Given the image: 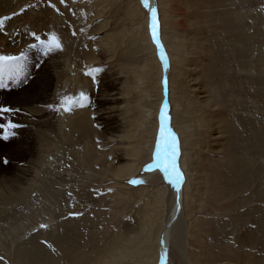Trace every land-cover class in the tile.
Wrapping results in <instances>:
<instances>
[{"label": "rangeland", "instance_id": "1", "mask_svg": "<svg viewBox=\"0 0 264 264\" xmlns=\"http://www.w3.org/2000/svg\"><path fill=\"white\" fill-rule=\"evenodd\" d=\"M138 2L0 0V18L8 17L0 27V55H24L18 69L0 77V108L7 96L26 87L24 77H32V72L40 71L36 90L46 92L44 70L53 69L52 54L60 62L52 73L58 79L48 92L51 104L42 114L17 117L12 109L11 123L17 125L13 132L6 127L10 119L0 121V174L15 173L0 177V193L12 184L18 196L0 206V264L157 263L164 217L160 210L168 190L161 173L149 177L153 172L146 166L151 164L150 141L156 135L160 73L153 43L138 37L146 34L150 15L144 7L142 17L134 13ZM229 2L224 9L218 0L160 2L161 35L171 59L172 127L178 131L189 126L187 141L193 146L185 169L191 180L184 205L187 254L170 248L173 264H264V240L263 246L252 249L240 241L247 229L264 233V0ZM167 27L177 30L175 51ZM33 33L42 40L55 33L62 50L45 55ZM96 68L103 73L87 74ZM100 85L109 90L106 100L120 99L101 114L93 103L102 99L96 97ZM81 92L88 100L82 108L79 103L71 107L84 109L78 119L64 111L61 102L65 96L78 99ZM179 109L191 123L179 125ZM101 117L113 120L112 131L109 127L105 133ZM25 168L29 182L20 183L16 169ZM129 177L144 182L134 185ZM25 188L30 192L24 196ZM246 210L251 211L246 215ZM249 254L256 259H248Z\"/></svg>", "mask_w": 264, "mask_h": 264}, {"label": "bare ground", "instance_id": "2", "mask_svg": "<svg viewBox=\"0 0 264 264\" xmlns=\"http://www.w3.org/2000/svg\"><path fill=\"white\" fill-rule=\"evenodd\" d=\"M128 1V0H127ZM139 2L138 3H136L135 4V7H132V9H134L135 8V10H134V13H138V15H141V17H142V15L144 14V12L142 11V8L141 7H144L143 6V4L141 3V0H138ZM172 1V0H171ZM174 1V0H173ZM211 2V3H213V4H215V0H207V2ZM219 1V3H220V5H219V7H221V8H227L229 5L228 4H230L231 5V3L229 2V0H218ZM4 2V1H3ZM6 2V1H5ZM10 2V1H9ZM160 2H161V0H149V3H150V6H152V7H155L156 9H157V16H158V23H159V38H160V41H161V44L163 45V48H164V51H165V54H166V57H167V60H168V67H167V69H165V67H164V64L162 63V61L160 60V56H159V53H158V51H157V49H156V47H155V44L152 42V40H151V37H150V32H149V29H148V24H149V20L147 19V17H146V23H145V30H146V34L145 35H139L138 37L142 40V41H144L145 40V42L146 43H148V40L149 41H151L152 43H153V48H154V51H155V57L157 56L158 57V61H157V70H159V73H160V98L159 99H161V101H160V103L158 104V112H157V122H156V124H155V132H156V135H154L155 137H153L154 139H153V141H150V151H151V163L153 162V153H154V149H155V142H156V137H157V133H158V129H159V110H160V108H161V105L163 104V103H167L168 104V115L170 116V121H169V125H170V127H171V129H172V131L175 133V135H176V137H177V139H178V148H179V155H178V167H179V169L182 171V173H183V176H184V180H183V183L181 184V186H180V190H179V192H177V190L172 186V185H170L168 182H167V180L164 178V175H163V173L159 170V169H150L149 171L150 172H153V174H151V175H149V177H153V176H155L158 172H160L161 173V175H162V177H163V179H164V181L166 182V187H167V192H165V194H164V199H163V201H162V204H163V206H162V208H164V212L163 211H161L160 210V212H162V214L164 215V217H162L161 218V220L160 221H162V225L160 226L161 227V229H160V232H159V234H158V237H157V245H156V243H155V245L157 246V253H158V255H159V258H158V261H157V263L156 264H173L172 263V260H171V258H170V256L169 255H171L170 254V248H175V249H178V251L179 252H183L184 254H185V247L187 248V224H186V219H185V215H184V205H185V199H186V193H185V190L187 189V187L189 186V183H190V178H189V181H187V177H186V171H185V169H187V166H188V160L190 159L189 158V156L191 157V155L190 154H192V151H193V146L187 141V139L188 138H190V127L189 126H185L184 124L185 123H191L190 122V120H189V118L188 117H186V113L185 112H182V110H180L179 109V114H178V121H179V125L180 126H185V129L183 130V129H180V127H179V129H178V131H176V130H174V128L172 127L173 126V123H172V118H171V115H170V109H171V106H170V104L168 103V101H169V96H168V94H169V92H170V80H169V77L171 76L170 75V72H171V59H170V56H169V52H168V50H169V47H168V45L166 44L167 42H165L166 41V39H165V37L164 36H162L161 35V19H162V17H161V11H160ZM236 1H234V3H235ZM263 3V2H262ZM170 4H173V3H169V5ZM236 4V3H235ZM235 4H233L234 5V7H235ZM7 5V4H6ZM2 7V6H1ZM237 7V6H236ZM240 7V6H239ZM238 7V8H239ZM145 8V7H144ZM164 8V7H163ZM241 8V7H240ZM147 10V9H146ZM230 9H228V12H230L229 11ZM226 11V10H225ZM1 12V11H0ZM165 13H166V11H165ZM241 13V12H240ZM168 14V13H167ZM169 15V14H168ZM163 16V15H162ZM164 18H167L166 16H165V14H164ZM170 18V17H169ZM225 22L226 23H229L230 22V19H226L225 20ZM173 23V22H172ZM175 24V23H174ZM171 25V24H170ZM174 27H179V23L177 22L176 24H175V26ZM167 29H169L170 30V33H172V35H171V37H170V40H171V48L175 51L178 47L176 46V41H177V33H175L177 30L175 29V28H171V27H167ZM245 32V31H244ZM259 34V33H258ZM249 36H251V35H249ZM259 36V35H258ZM168 39V38H167ZM258 39V38H257ZM248 42H250V41H248ZM100 44V43H99ZM166 44V45H165ZM248 44V43H247ZM167 46V47H166ZM246 46V45H245ZM150 48V47H149ZM168 48V49H167ZM243 51V50H242ZM54 56H56V54H52V59H51V63H49V64H51L52 65V67H53V69L52 70H44V74H45V78H46V80H45V78H44V80L46 81V82H48V85L47 86H45L44 87V89H45V91L46 92H43V93H39L37 90H36V85L39 83V76L41 75L40 74V71H35V73H33L32 72V77H30V76H28V75H26V73H25V77H24V79L26 80V83H27V85H26V87H24V88H22V89H20L21 91L19 92V93H14L13 95L14 96H12V97H9V96H7L8 97V100L6 99V105H5V107L4 108H9V109H13L14 110V115H16L17 117H22L23 115L25 116L26 114L29 116V117H31V115H34L35 113H39V114H42L41 112H42V108H44L45 107V105H47L49 102H51L52 100H51V98H52V96H50L49 94H48V92L50 93L51 92V89H52V87H53V85H54V83H56L57 82V79H58V77H56V76H54L52 73H54V72H56V69L57 68H59V65H60V62H59V60L58 59H55L54 58ZM99 57H101V56H99ZM108 58V57H107ZM176 59H178V56H176ZM157 60V59H156ZM101 62V61H100ZM99 62V63H100ZM102 62H103V60H102ZM40 65H41V67L43 68V66H44V62L43 63H40ZM101 65V64H100ZM92 66H96V65H92ZM178 66L180 67V64H178ZM97 67V66H96ZM102 67V66H101ZM179 69V68H178ZM22 71V70H21ZM31 71V70H30ZM107 71V70H106ZM102 72V71H101ZM100 73V72H99ZM103 73V72H102ZM110 76V75H109ZM100 77V76H99ZM260 77V76H259ZM165 79H167V87H165V85H164V83H163V81L165 80ZM108 80V79H107ZM98 81V80H97ZM113 81V80H112ZM107 82V81H106ZM100 84H101V82H100ZM104 84V83H103ZM108 85V84H107ZM163 85H164V87H163ZM35 86V87H34ZM101 86V85H100ZM117 86V85H116ZM105 87V86H104ZM103 87V88H104ZM108 87V86H107ZM106 87V89H108ZM111 87V86H110ZM20 88V87H19ZM103 88H102V86L100 87V90H99V94H97V96L96 97H102V99H99V98H97V99H94V106H95V111H98L100 114L104 111H106V108L108 107H110V104H114V103H118L119 101H120V99H116V98H112L111 100H106V97H107V95H108V91L109 90H103ZM112 88V87H111ZM171 88H172V86H171ZM163 91V92H162ZM166 92H167V97H166ZM174 92V91H173ZM172 92V93H173ZM34 93H35V95H34ZM12 94V93H11ZM110 95V94H109ZM172 95V94H171ZM113 96V95H112ZM105 97V98H104ZM242 97V96H241ZM173 98V97H172ZM5 99V98H4ZM109 99V98H108ZM57 100H58V98H57ZM2 102V101H1ZM57 102V101H56ZM92 103V104H93ZM122 103V102H121ZM4 104V103H3ZM49 104H51V103H49ZM48 104V105H49ZM0 105H2V103L0 104ZM74 105H77V104H74ZM116 105V104H115ZM119 106V105H118ZM23 107V108H22ZM47 107V106H46ZM50 107V106H49ZM48 107V108H49ZM52 107H54V106H51V108ZM58 107V106H57ZM72 107V106H71ZM77 107V106H76ZM184 107V106H183ZM3 108V107H2ZM50 108V109H51ZM55 108V107H54ZM53 108V109H54ZM73 108H75V107H73ZM80 108H82V107H80ZM180 108V107H179ZM49 109V111H53L52 109L50 110ZM77 109V108H76ZM100 109H102L101 111H100ZM112 109H114V107L113 108H111L110 110H111V112L113 111ZM184 109V108H183ZM258 109V108H257ZM256 109V110H257ZM260 109V108H259ZM55 110V109H54ZM83 110L84 109H82V111L81 110H71L70 112L72 113V117L73 116H77L78 117V119H79V117L80 116H82V115H79L78 114V111L80 112V113H82L83 112ZM176 110V108L174 109V111ZM44 111H45V109H44ZM43 111V118H45V120L46 119H48V115H45L46 114V112H44ZM46 111H47V109H46ZM48 112V111H47ZM56 112V111H55ZM58 112V111H57ZM110 112V113H111ZM60 113H61V111H60ZM69 113V112H68ZM178 113V112H177ZM177 113H175V117H176V114ZM13 113H12V111H10V112H7V113H3V112H0V121H6L7 119H10V123H11V119L13 118V115H12ZM56 114V113H55ZM54 114V115H55ZM63 114V113H62ZM83 114V113H82ZM96 114V113H95ZM107 114V113H106ZM113 113H111V114H109V116H111ZM146 114V116H148V117H150V112H146L145 113ZM49 115H50V113H49ZM58 115V114H57ZM59 115H61V114H59ZM58 115V116H59ZM108 115V114H107ZM38 116V115H37ZM41 116V115H40ZM29 117H27L28 119H29ZM50 117H52V115L50 116ZM105 117V116H104ZM100 118L101 119V125L102 126H104V125H106L105 126V133H107V131H108V128L109 127H111L112 125H113V123L111 122V120H108L107 118ZM152 117V116H151ZM150 117V118H151ZM42 118V117H41ZM61 118V117H60ZM110 118H113V115L110 117ZM117 118V117H116ZM149 118V119H150ZM22 119H24V117L22 118ZM33 119V118H32ZM32 119L30 118V120H31V122H33L32 121ZM51 119H53V118H51ZM84 119V118H83ZM99 119V120H100ZM148 119V120H149ZM35 120V119H34ZM58 120V119H57ZM75 120V119H74ZM118 120V119H117ZM116 120V121H117ZM8 121V120H7ZM7 121H6V123H7ZM41 122H42V120H40ZM47 121V120H46ZM78 121V120H77ZM113 121V120H112ZM31 122H28L29 124L31 123ZM58 122V121H57ZM75 122V121H74ZM203 122V121H202ZM3 123V122H2ZM35 123H40L39 121L38 122H35ZM47 123V122H46ZM59 123V122H58ZM81 123V122H80ZM215 123V122H214ZM4 124V123H3ZM14 124V123H13ZM42 124H44V123H42ZM54 124H57V123H55L54 122ZM206 124V123H205ZM1 125V124H0ZM38 125V124H37ZM41 125V124H40ZM47 125H48V123H47ZM51 125H53V124H51ZM204 125V124H203ZM208 125V124H207ZM42 126V125H41ZM40 126V127H41ZM49 126V125H48ZM5 127V126H4ZM6 127H8V126H6ZM118 127V126H117ZM44 128V127H43ZM46 128V127H45ZM104 128V127H103ZM181 128H183V127H181ZM5 129H7V128H5ZM4 129V130H5ZM8 129H10V128H8ZM35 132L37 131V128L35 127ZM38 130H39V128H38ZM46 130V129H45ZM8 131V130H7ZM11 131L13 132V128H11ZM109 131H112V127L109 129ZM152 131V130H151ZM9 132V131H8ZM42 133H45L46 131H41ZM153 133V132H152ZM181 133H182V136L184 137V143H182L181 141H182V136H181ZM109 134H110V132H109ZM113 134V133H112ZM38 135H41V133L39 134L38 133ZM47 135H48V133H47ZM97 135H98V133H97ZM151 135V134H150ZM187 135V136H186ZM39 137V136H38ZM26 138V137H25ZM43 138V137H42ZM106 139V138H105ZM113 138H110V140H112ZM48 140V139H47ZM47 140H46V142H47ZM22 141V140H21ZM60 141H62L61 139H60ZM43 143V142H42ZM40 144V143H39ZM44 144V143H43ZM114 144V143H113ZM116 144V143H115ZM45 145V144H44ZM61 145V144H60ZM40 146V145H39ZM42 146V145H41ZM49 146H50V144H49ZM62 146H64V145H62ZM33 147V146H32ZM46 147V146H45ZM149 147V146H148ZM57 148V147H56ZM42 149V148H41ZM40 149V150H41ZM8 150H9V154L10 155H14V148H12V147H10V148H8ZM39 150V149H38ZM37 150V151H38ZM39 150V151H40ZM38 151V152H39ZM128 151V150H127ZM29 152V151H28ZM75 152V151H74ZM3 153V152H2ZM68 153H69V151H68ZM100 153H102V152H100ZM109 153V152H108ZM8 154V155H9ZM75 154V153H74ZM106 154V153H105ZM188 154V155H187ZM89 156V155H88ZM108 156V155H107ZM12 157V156H11ZM33 158H34V156H33ZM77 159V158H76ZM30 161V160H29ZM86 161V160H85ZM135 161V160H134ZM243 161V160H242ZM35 163H38V162H34L33 164L34 165H36ZM87 163V162H86ZM241 165H243V164H241ZM30 166V165H29ZM10 168V167H9ZM29 168V167H28ZM28 168H25V169H16V171H18L19 173H20V175L17 177V179L19 180V182L20 183H22V182H24V180L26 181V183L27 182H29L28 181V174H30L29 173V170H28ZM90 168V167H89ZM133 168H135V167H133ZM132 169V168H131ZM135 169H137V168H135ZM135 169H132V170H135ZM3 170H5V169H3ZM32 170V169H31ZM78 170H79V168H78ZM5 172H6V174H12V175H14L15 173L14 172H8V170H5ZM5 172H2V175H4V173ZM32 172V171H31ZM148 172V171H147ZM155 172H157V173H155ZM17 173V172H16ZM133 173H134V171H133ZM136 173V175H137V172H135ZM159 173V174H160ZM113 174V173H112ZM2 175L0 174V177H2ZM23 176V177H22ZM135 177V176H134ZM11 178H13V177H11ZM51 178V177H50ZM121 178V177H120ZM133 178V177H132ZM132 178H128L127 179V181H130ZM156 178V177H155ZM53 179V178H52ZM151 179V178H150ZM149 179V180H150ZM18 180H6V184L7 183H12V182H15V181H17L18 182ZM39 180V179H38ZM145 180H146V178H145ZM156 180V179H155ZM50 181V180H49ZM123 181H124V179H123ZM151 181V180H150ZM147 182V181H146ZM156 182V181H155ZM30 185H32L31 183H29ZM28 184V185H29ZM24 185H25V183H24ZM48 185V184H47ZM165 186V185H164ZM26 187V186H25ZM33 187V186H32ZM13 187H12V184L9 186V187H4V193H0V206L2 207V205L5 207V204H7V203H10V202H13L14 200H16L17 198H18V196L16 197L15 196V194H13L12 192H13V189H12ZM30 188V187H29ZM28 188V189H29ZM28 189H26L25 188V190L24 189H22V190H24V192L22 193V195L24 194V196H25V194H27V193H29L28 192ZM31 189V188H30ZM16 190V189H15ZM22 190H20V191H22ZM62 191V190H61ZM187 191V190H186ZM54 192V191H53ZM56 193V192H55ZM59 193V192H58ZM162 193V192H161ZM19 195H21V193L19 192ZM122 195V194H121ZM54 195H52V197H53ZM5 198V199H4ZM59 198V197H58ZM37 199V198H36ZM67 199V198H66ZM9 207V206H8ZM7 207V208H8ZM12 207V206H11ZM150 207V206H149ZM159 207V206H158ZM235 207H238V206H235ZM7 208H6V210H7ZM156 208V207H155ZM9 209V208H8ZM250 211L251 210H246V211H244L243 213L244 214H249L250 213ZM156 213V212H155ZM149 216V215H148ZM147 216V217H148ZM155 216V215H154ZM158 216V215H157ZM156 217V216H155ZM155 217H154V219H155ZM150 218V217H149ZM262 218H264V217H262ZM146 219H148V218H146ZM145 220V219H144ZM148 220H145V223L144 224H147L146 222H147ZM156 221V220H155ZM142 222V221H141ZM149 222H152V221H149ZM157 222V221H156ZM152 223H155L154 221L152 222ZM144 224H142V225H144ZM141 225V224H140ZM141 225V226H142ZM151 225V224H150ZM145 226V225H144ZM147 227H149L148 225H147ZM147 227H142V228H144V231H146L147 230ZM262 227H264V224L262 225ZM140 228V227H139ZM150 228V227H149ZM148 228V229H149ZM138 229V228H137ZM189 229V228H188ZM263 229V228H262ZM187 230V231H186ZM139 231H141V230H139ZM143 231V230H142ZM138 232V231H137ZM136 232V233H137ZM141 234H137V236L138 235H141L142 236V232H140ZM243 233H244V231H243ZM149 234V233H148ZM136 235V234H135ZM146 235V234H145ZM147 236V235H146ZM132 238H134V236L133 237H131L130 239H132ZM138 238V237H137ZM140 238V237H139ZM148 238V237H147ZM150 238V237H149ZM143 239V238H142ZM135 240H136V238H135ZM141 240V239H140ZM264 240V233H262V235H259V234H257V232L256 233H252L250 230H248L247 229V231L245 232V234L243 235V237H242V239L240 240L241 242H243V243H246L247 245H248V247L249 248H253V247H259L260 248V246H263L261 243H262V241ZM126 241H128V239L126 240ZM126 241H125V243H126ZM134 242V241H133ZM137 242V241H136ZM135 242V243H136ZM134 243V244H135ZM139 242H137V244H138ZM124 244V243H123ZM130 244V243H129ZM133 244V243H132ZM133 244V245H134ZM135 245V247L136 246H138V245ZM142 244V243H141ZM141 244H139V245H141ZM126 245V244H125ZM127 245H128V243H127ZM126 245V246H127ZM132 245V246H133ZM155 245H153V246H155ZM147 246H148V244H147ZM184 246V247H183ZM125 247V246H124ZM134 247V248H135ZM143 247V246H142ZM141 247V248H142ZM120 248V247H119ZM146 248V247H145ZM264 248V247H263ZM121 249H122V247H121ZM147 249V248H146ZM185 249V250H184ZM125 250V249H124ZM127 250V249H126ZM125 250V251H126ZM140 250V249H139ZM123 251V250H122ZM146 251V250H145ZM176 251V250H175ZM117 252V251H116ZM135 252V251H134ZM151 252V251H150ZM125 253V252H124ZM126 253H129V251L127 250V252ZM153 253V252H152ZM182 253V254H183ZM261 254H263V252L261 251L260 252ZM115 254V253H114ZM130 254H131V252H130ZM136 253H134V255H135ZM186 254H187V250H186ZM185 254V255H186ZM117 255V254H116ZM125 255V254H124ZM133 255V254H132ZM133 255V256H134ZM138 255V254H137ZM143 255H145V254H143ZM142 255V256H143ZM184 255V256H185ZM257 255H259V254H257ZM264 255V254H263ZM20 256V255H19ZM140 256V255H139ZM142 256H141V258H142ZM162 256H164V261L162 262V260H161V257ZM178 256H179V254H178ZM125 257V256H124ZM127 257V256H126ZM131 257V256H130ZM120 258V257H119ZM137 258V257H136ZM175 258V257H174ZM184 258V257H183ZM182 258V259H183ZM253 258V260L254 259H256L255 258V256H250V254H249V258L248 259H252ZM110 259V258H109ZM178 259H181L180 257L178 258ZM111 260V259H110ZM109 260V261H110ZM175 260H176V258H175ZM258 260V259H257ZM180 261V260H179ZM183 261V260H182ZM180 262V264H187V263H185V262ZM188 261V260H187ZM189 262V261H188ZM106 263V262H105ZM113 263H115V262H113Z\"/></svg>", "mask_w": 264, "mask_h": 264}, {"label": "snow or ice", "instance_id": "3", "mask_svg": "<svg viewBox=\"0 0 264 264\" xmlns=\"http://www.w3.org/2000/svg\"><path fill=\"white\" fill-rule=\"evenodd\" d=\"M63 3V0H61ZM143 6L149 12V24L148 29L150 32V37L152 42L155 44V47L159 53L160 60L164 64L165 69L168 67V60L161 44L159 38V23L157 16V9L155 7L150 6L149 0H141ZM8 19V17L0 18V27L3 26L4 21ZM35 40L38 42L39 47L44 50V54L47 55L51 52L62 50V44L58 36L55 33L51 34L46 40H42L38 35L33 33ZM37 45H33L36 47ZM24 59V55L20 56H5L0 55V77L3 76L5 71H13L20 67L19 62ZM102 69L96 68L92 69L88 75H93L95 72H100ZM94 78V77H93ZM165 87H167V79L163 81ZM0 86H3L2 78H0ZM88 100V97L81 92L79 94V98L65 96L62 99L61 106L64 111H71V106L74 103H79L80 107L84 106V103ZM12 111L9 108H0V112L7 113ZM170 116L168 115V104L165 102L161 105L159 110V129L155 142V149L153 153V162L147 165V169H159L167 182L172 185L177 192L180 190V186L183 183L184 176L182 171L178 167V139L175 133L172 131L170 125ZM3 127V125H0ZM9 128H15L17 125L9 123ZM4 139H8V136L5 135ZM144 181L142 180H131L132 184H141ZM41 227H46L45 225H41ZM51 247V245H49ZM162 262L164 261V256L161 257Z\"/></svg>", "mask_w": 264, "mask_h": 264}, {"label": "water", "instance_id": "4", "mask_svg": "<svg viewBox=\"0 0 264 264\" xmlns=\"http://www.w3.org/2000/svg\"><path fill=\"white\" fill-rule=\"evenodd\" d=\"M166 97H167V92H166Z\"/></svg>", "mask_w": 264, "mask_h": 264}]
</instances>
